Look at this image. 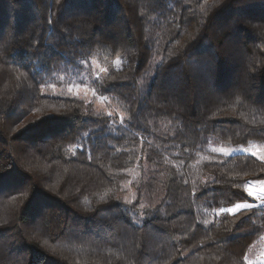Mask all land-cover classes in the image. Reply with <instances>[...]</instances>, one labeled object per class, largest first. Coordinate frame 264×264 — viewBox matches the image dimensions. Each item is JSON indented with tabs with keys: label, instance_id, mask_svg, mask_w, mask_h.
Here are the masks:
<instances>
[{
	"label": "trees",
	"instance_id": "trees-1",
	"mask_svg": "<svg viewBox=\"0 0 264 264\" xmlns=\"http://www.w3.org/2000/svg\"><path fill=\"white\" fill-rule=\"evenodd\" d=\"M92 54L120 61L101 77L104 94L139 123L84 140L95 125L82 120L96 119L84 100L41 87ZM159 125L132 215L125 169ZM261 128L264 0H0V173L19 183L0 192V264H245L264 212L248 221L220 208L244 201L264 162L212 148L264 145ZM213 179L234 184L200 195Z\"/></svg>",
	"mask_w": 264,
	"mask_h": 264
},
{
	"label": "rangeland",
	"instance_id": "rangeland-1",
	"mask_svg": "<svg viewBox=\"0 0 264 264\" xmlns=\"http://www.w3.org/2000/svg\"><path fill=\"white\" fill-rule=\"evenodd\" d=\"M103 60L104 59L102 57L99 58L92 54L89 57L84 58L83 60L77 61L75 65H62L60 67L54 68L53 70L48 72V75L44 77V82L42 84L41 90L45 95L66 96L60 95V93H67V88L69 84L78 83L79 95L81 97L80 99L84 101L85 99H90L93 103L94 110L98 109L101 111V113L115 111L117 113L116 124L117 127L121 129L119 123L120 117L123 116L125 118V111L122 103H120L119 100L113 96H108V100L106 102H101L97 97L92 96L91 90L94 82L97 80V75H99V77L101 78L105 74H107L109 68H117L116 60H112L111 63H105L103 62ZM100 69H106L107 71L100 72ZM152 76L153 72L152 69H150L149 72L144 74V76H142L139 80H141L142 84H145L149 82ZM49 84L53 85L54 87H48L47 85ZM85 88L88 89L87 92H85ZM162 134L163 131L161 132V125H159L156 130L151 131V134L149 136L138 137V146L137 143L134 142L135 147L133 148V152L135 153L136 157L138 153V158L136 161L134 158L132 161V165L125 169L128 179L124 184L123 188L126 191L125 196L127 197V199L133 200V198L135 197V188L139 185L138 183L142 179V175H144L145 172L149 173L153 169L152 162L150 163L149 160L150 156L148 155V152L154 146L156 147L157 145H159L158 140L162 137ZM247 148H251L252 151H256L258 153V156L255 157L264 162V160L259 158V156H264L263 144L250 143ZM130 152H132V150H130ZM235 153L237 152H234L232 154ZM242 153H247L251 155V152ZM147 175L149 174H146L145 178ZM252 182L253 183L250 185V187L253 189L254 192L260 193L262 188H264V185H261L259 181ZM261 250H264V241H260V243H257L253 247H251L250 250L247 252V255L250 258L255 259L259 256Z\"/></svg>",
	"mask_w": 264,
	"mask_h": 264
},
{
	"label": "snow or ice",
	"instance_id": "snow-or-ice-1",
	"mask_svg": "<svg viewBox=\"0 0 264 264\" xmlns=\"http://www.w3.org/2000/svg\"><path fill=\"white\" fill-rule=\"evenodd\" d=\"M49 23H52L51 20H49ZM120 67V61H117V68ZM195 71H199L198 66H194ZM106 69H100V72H106ZM99 83H97V86L92 89V96L97 97L101 102H106L108 100V96L105 95V92L111 91L109 86L103 82V80L97 75L96 78ZM33 80L35 81V75H33ZM39 83L40 81H35ZM48 87H54L53 85L49 84ZM88 89L85 88V92H87ZM60 95H66L69 98H75L80 99L79 95V84L73 83L69 84L67 88V93H60ZM85 108L83 111L84 117H93L95 116L96 119L94 120H82V123H92L95 125L93 129H89L88 131L83 133L82 139L87 140L89 136H92L95 138L97 135L107 138L109 133H115L117 132V124H116V115L117 113L115 111H109L104 114H101V111L96 109L93 110L91 108V100L85 99ZM105 116L107 119H105ZM139 112H134L130 114L127 118V120L121 116L120 117V126L122 130H127V127L129 124H138V118ZM45 121L41 120V124H43ZM39 128V125L33 123L32 129H26V131H35ZM260 134H264V128H261ZM199 147V146H197ZM80 150H83V145L80 146ZM72 152V155H75V151L73 149H70ZM187 151V149H185ZM213 153H219L223 157H229L234 152H251V155L258 156V153L256 151H252L251 148L242 147V148H227V147H219V148H212ZM260 159L264 160V156H259ZM220 166H223V163L220 162ZM7 180L8 186L10 188H17L19 186L18 180L15 176L9 174V173H0V192L4 191V184ZM186 183V182H185ZM252 181H247L244 185V191L247 193V196L244 198L243 202H238L233 204L231 207H221L220 213L225 214H231L232 216L236 217L237 215H244L246 216V219L248 221L252 220V217L256 215L255 210L259 209L261 212H264V188H262L260 193H256L253 191V189L250 187L252 184ZM261 185H264V180L259 181ZM232 184H234V181L230 183L229 185L220 184L219 181L216 179H213L211 181L205 182L201 188L200 195H225L228 193L229 189L231 188ZM222 189L223 191L218 190ZM193 195H196L194 192ZM136 198L134 197L133 200H129L125 198V204L129 205L130 207H124V212H131L132 215H136V212L134 211L136 205L134 203V200ZM29 203H31V199L29 200ZM209 205H211L213 202L209 201ZM27 207V205H25ZM145 208V205L141 204L140 209L143 210ZM250 214V215H249ZM205 224H208V221L204 222ZM260 240L264 241V235L260 236ZM245 264H264V250H261L259 256L255 259L250 258L247 254L244 256Z\"/></svg>",
	"mask_w": 264,
	"mask_h": 264
}]
</instances>
